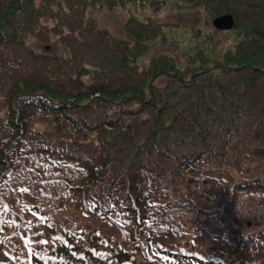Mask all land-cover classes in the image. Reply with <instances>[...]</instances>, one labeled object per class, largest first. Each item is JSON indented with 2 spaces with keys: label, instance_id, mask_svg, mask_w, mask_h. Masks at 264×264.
Returning a JSON list of instances; mask_svg holds the SVG:
<instances>
[{
  "label": "trees",
  "instance_id": "trees-1",
  "mask_svg": "<svg viewBox=\"0 0 264 264\" xmlns=\"http://www.w3.org/2000/svg\"><path fill=\"white\" fill-rule=\"evenodd\" d=\"M180 2L205 27L234 16L221 63L208 67L202 27L158 22V0H0V264H26L40 240L48 259L50 233L74 230L73 245L99 232L122 259L209 241L264 264V0ZM103 9L126 13L131 39L98 27ZM167 33L194 47L140 71ZM244 220L255 230H227Z\"/></svg>",
  "mask_w": 264,
  "mask_h": 264
},
{
  "label": "rangeland",
  "instance_id": "rangeland-1",
  "mask_svg": "<svg viewBox=\"0 0 264 264\" xmlns=\"http://www.w3.org/2000/svg\"><path fill=\"white\" fill-rule=\"evenodd\" d=\"M161 2L164 7L160 8L159 11L155 12V15H159L158 17V22H162L163 24L169 23L174 26H176L177 32H182L183 25H189L191 27H202L204 29V33L208 36H212L214 39L212 41V45L214 50H210L207 52V56L209 58V62L207 63L208 67H214L215 64H219L223 61L224 55L233 49L237 42H239V38L237 37V33L232 31H219L216 30L213 26V20L210 22V28L207 30L209 27H205V16L203 15V10H182L181 9V2L180 0H158ZM166 3H165V2ZM154 9L152 7H148L147 11L145 12H152ZM126 13L124 11L121 12V14ZM125 15H120V14H115L113 12H109L108 10H98L94 16L96 18L98 27L103 28V29H108L110 33L113 36H116L118 38H124V39H131L132 35H129L125 30V21H126V16ZM206 30V31H205ZM168 36H161L157 37L154 42L149 43V46L145 53H143L137 62L138 68L140 71L146 70L149 68L151 61L156 58V57H161L164 55H171V56H176L182 54L186 55L188 51H185L187 49H191V47H194L193 45H190V47H181L178 42L177 38L173 35H170V33H167ZM30 42L33 43V46L35 47V52L38 54H43L49 51V53L57 54L61 53V49L59 47H54L53 49H47V45L44 43H40L36 41L35 39H30ZM202 54V53H200ZM207 58H203V61H206ZM28 84H21L20 86H33V87H39L35 85L38 83L37 80L35 79H28ZM92 82V77L87 78V84ZM159 84L162 85L161 80L157 81ZM88 90V89H87ZM84 102L87 101V99L83 100ZM78 191V190H76ZM248 220L240 221L239 223L235 224H228L227 229L228 230H238L240 233L245 234L249 233L252 230H255V227H249L248 225ZM249 227V228H247ZM88 234V235H87ZM86 238L87 240H84L86 243L90 244H98V243H105L109 242L108 239H105L102 234L99 232H94V233H89L87 232ZM85 236V232L81 236ZM89 236V237H88ZM52 239H58V241H63V233H58L56 231L53 232ZM97 238V239H95ZM206 242V241H205ZM29 250L27 252L26 260H32L36 261L35 263H43L47 259L45 257H41L43 253H41L44 249L48 250L49 247H43L39 242L36 241V252H31L32 246L29 245ZM201 248V247H200ZM203 248L208 252L212 253L214 251H218L217 247L213 245V243L207 241V243L203 246ZM110 250L109 245L107 244H101L99 247L94 248L93 251L88 250V248L85 247L83 243H79L73 247V249H69L67 253L65 254V259L63 264H99V258L103 257L104 255L108 254L107 252ZM212 250V251H211ZM114 253L116 254L117 257H124L126 256V253L115 249L113 250ZM182 252L184 253H191L192 251L190 249H182ZM113 253V252H112ZM2 256V251L0 248V257ZM63 258V251L58 250L55 251L54 253H50L48 256V260H53L57 259L60 260ZM125 260V259H124ZM119 259L117 260L116 263H120ZM127 264V261L122 263V264ZM112 264V262H111Z\"/></svg>",
  "mask_w": 264,
  "mask_h": 264
},
{
  "label": "water",
  "instance_id": "water-1",
  "mask_svg": "<svg viewBox=\"0 0 264 264\" xmlns=\"http://www.w3.org/2000/svg\"><path fill=\"white\" fill-rule=\"evenodd\" d=\"M235 21L231 15L218 17L214 21V25L220 30H231L234 27Z\"/></svg>",
  "mask_w": 264,
  "mask_h": 264
},
{
  "label": "snow or ice",
  "instance_id": "snow-or-ice-1",
  "mask_svg": "<svg viewBox=\"0 0 264 264\" xmlns=\"http://www.w3.org/2000/svg\"><path fill=\"white\" fill-rule=\"evenodd\" d=\"M24 191H26V189H25ZM2 243H3V241H2V240H0V244H2ZM39 243H41V244H44V243H47V241L40 240V241H39Z\"/></svg>",
  "mask_w": 264,
  "mask_h": 264
}]
</instances>
